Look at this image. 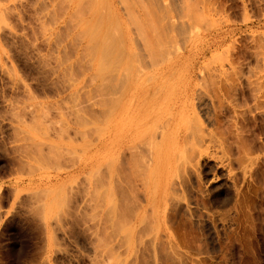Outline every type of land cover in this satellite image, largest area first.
Here are the masks:
<instances>
[{"label": "rangeland", "instance_id": "1", "mask_svg": "<svg viewBox=\"0 0 264 264\" xmlns=\"http://www.w3.org/2000/svg\"><path fill=\"white\" fill-rule=\"evenodd\" d=\"M0 264H264V0H0Z\"/></svg>", "mask_w": 264, "mask_h": 264}, {"label": "bare ground", "instance_id": "2", "mask_svg": "<svg viewBox=\"0 0 264 264\" xmlns=\"http://www.w3.org/2000/svg\"><path fill=\"white\" fill-rule=\"evenodd\" d=\"M253 1V0H252ZM253 5V3H252ZM164 19V17H162ZM168 19V18H167ZM166 19V21H167ZM171 19V18H170ZM168 19V20H170ZM156 20V21H155ZM155 20H150V23L147 24V28H149V30H147V57H149V61L154 64L156 63L159 59H161L164 55H166V53H170L171 50H169V48H161V49H155V48H151V44H150V41L149 39L152 38L151 35L149 34L152 33V32H157L159 34L161 33H164L165 32V29H169L171 32H176V31H181V29H189L190 32L193 30V27H192V24L187 22V21H184V20H180L181 22H179L178 20L174 23L173 20L172 22L173 23H165V19H164V22H162L161 18H157ZM161 20V21H160ZM181 26H179L178 25ZM170 25V27L168 26ZM176 25V26H175ZM178 27V29H177ZM180 27V28H179ZM236 29H239V28H234L230 31L227 30V32H224L223 31V35L220 37V38H217L216 39L213 37V41L212 43L210 42L209 45L207 47H204L203 50L200 51V53L202 54H206L208 51H210V49H212V47H219V45H221L227 37L233 35V33H235V30ZM194 31V30H193ZM237 31V30H236ZM154 36H157V35H154ZM232 37V36H231ZM230 38V37H229ZM200 39V36L198 34H196V32H192L189 34V39L188 41L191 42V48H188V46H186V49H185V53H181L180 52H175V58H177V60H179L180 58H182L186 53H192V49L194 46L197 45L198 41ZM241 51H244L245 53V50H241ZM242 53V52H241ZM243 55V54H241ZM245 55V54H244ZM241 58V57H240ZM241 63V62H240Z\"/></svg>", "mask_w": 264, "mask_h": 264}]
</instances>
